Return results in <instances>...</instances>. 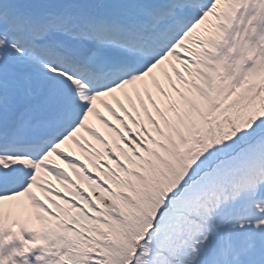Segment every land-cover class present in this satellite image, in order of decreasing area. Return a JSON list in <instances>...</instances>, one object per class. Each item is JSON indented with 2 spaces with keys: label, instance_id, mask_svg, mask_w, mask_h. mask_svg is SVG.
I'll return each instance as SVG.
<instances>
[{
  "label": "snow or ice",
  "instance_id": "1",
  "mask_svg": "<svg viewBox=\"0 0 264 264\" xmlns=\"http://www.w3.org/2000/svg\"><path fill=\"white\" fill-rule=\"evenodd\" d=\"M248 3L0 0V264H264Z\"/></svg>",
  "mask_w": 264,
  "mask_h": 264
},
{
  "label": "clouds",
  "instance_id": "2",
  "mask_svg": "<svg viewBox=\"0 0 264 264\" xmlns=\"http://www.w3.org/2000/svg\"><path fill=\"white\" fill-rule=\"evenodd\" d=\"M223 9L226 11L227 10V4L225 3L223 5ZM221 19H223V16H221ZM264 77V72L259 73V74H253V78H261ZM231 77H228L223 84H220L219 77L216 78L214 86H221V87H227L228 83L230 82Z\"/></svg>",
  "mask_w": 264,
  "mask_h": 264
},
{
  "label": "rangeland",
  "instance_id": "3",
  "mask_svg": "<svg viewBox=\"0 0 264 264\" xmlns=\"http://www.w3.org/2000/svg\"><path fill=\"white\" fill-rule=\"evenodd\" d=\"M25 236V238H30V235L31 234H28V233H24L23 234ZM19 246V242L17 240H13L12 242L8 243L6 246H5V254H7L8 252H10L12 250L13 247H17Z\"/></svg>",
  "mask_w": 264,
  "mask_h": 264
}]
</instances>
